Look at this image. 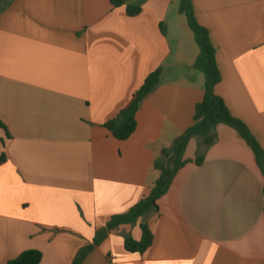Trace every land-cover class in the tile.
Masks as SVG:
<instances>
[{
    "label": "crops",
    "instance_id": "0c3cea01",
    "mask_svg": "<svg viewBox=\"0 0 264 264\" xmlns=\"http://www.w3.org/2000/svg\"><path fill=\"white\" fill-rule=\"evenodd\" d=\"M7 0L0 14V264L28 250L40 264H73L96 231L148 196L163 149L194 123L204 74L179 0ZM216 50L215 93L264 151V0H192ZM163 26L165 32H162ZM159 84L120 141L105 127L147 76ZM187 164L148 218L143 254L124 248V225L82 264H264V174L230 127ZM202 153L203 161L195 163Z\"/></svg>",
    "mask_w": 264,
    "mask_h": 264
},
{
    "label": "trees",
    "instance_id": "16d2710c",
    "mask_svg": "<svg viewBox=\"0 0 264 264\" xmlns=\"http://www.w3.org/2000/svg\"><path fill=\"white\" fill-rule=\"evenodd\" d=\"M116 6H126L129 16H137L141 9L131 6L126 0H110ZM7 5V0H0V14ZM179 13L184 15L188 27L194 35L199 48V54L195 60L194 68L204 74V97L195 108L194 123L174 143L171 149H163L153 167L160 172L150 194L140 200L134 207L124 214L114 215L106 225L96 231L93 243L82 248L73 264H82L85 257L95 248L100 246L107 237L115 230L124 225H137L139 223L141 238L135 240L131 235L124 236V248L127 252L143 254L152 245L153 234L150 229L148 218L159 213L158 201L170 188L177 172L187 162L184 160V152L192 138H201L204 148L211 146L216 136L214 130L218 125H226L233 129L251 148L256 162L264 174V151L249 128L241 120L230 113L222 97L215 93V87L221 81V74L216 61V50L211 43L208 30L199 24L192 0H179ZM162 32L165 30L161 27ZM161 70L149 74L143 85L134 93L132 100L123 108L116 118L105 124L116 139L124 141L136 130V114L144 98L159 84ZM6 130L4 123L0 121V130ZM1 142V139H0ZM7 161V156L0 153V165ZM203 161L202 153L196 156L195 163L200 165ZM42 254L36 250H28L7 264H40Z\"/></svg>",
    "mask_w": 264,
    "mask_h": 264
}]
</instances>
